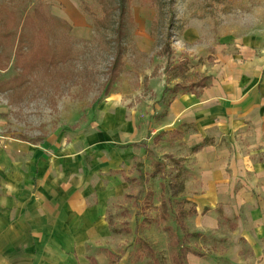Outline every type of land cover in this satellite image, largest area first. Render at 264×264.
<instances>
[{
  "label": "rangeland",
  "instance_id": "374dc122",
  "mask_svg": "<svg viewBox=\"0 0 264 264\" xmlns=\"http://www.w3.org/2000/svg\"><path fill=\"white\" fill-rule=\"evenodd\" d=\"M103 3L98 0H34L33 3L0 0V5L18 9L20 13H32L34 6L41 4L56 23L53 33L57 37L70 35L76 41L77 52L73 63L76 78L64 84L58 94L50 87L37 89L18 105H10L7 96L0 95V161L6 159L8 163L22 164L19 166L22 178H29L33 168L30 163L35 160L36 150L31 146L33 144L22 139L38 142L42 139L39 147L54 145L50 147L55 154L47 153L49 161L60 162L58 167L63 170V163L70 159L67 168L80 169L84 173L94 171L90 179L96 185L110 182L109 169L116 165L114 160L123 161L122 171L130 177L138 175L131 166L132 157L134 165L143 157L148 172L154 171L158 160L166 161V172L148 183V188L155 194L154 206L150 210L155 222L143 229L136 226V208L132 199L126 198L136 191V187L118 176L124 198L109 208L106 219L110 231L103 243H88L87 247L88 256L95 257L99 264H153L149 255L144 260L135 256L140 251L136 240L144 238L158 251L163 264H173L172 238L165 227H172L177 236L184 239V232L177 227L176 216L181 205L185 209L192 207L191 202L183 199L184 190L181 192V189L194 175L183 164L184 159L191 156L189 151L183 153L184 158H179L181 154L177 152L182 146V126L167 131L160 144L153 142V137L166 124L168 103L172 98L168 94V102L162 104L156 100L158 94L155 91H159L158 86H189L202 77L200 73L207 71V64L215 59L223 60V56L216 57V51L209 58L198 59L190 57L184 50L183 46H187L178 38L192 19L211 15L216 21L213 35L217 44L220 39L217 27L225 24L223 19L228 14L231 15L232 28L245 25L246 19L253 16L255 6L260 7L264 0H151L148 4L143 0H132L131 13L135 24L129 26L126 40V70L117 90L108 97L104 95V86L115 53L118 14L112 16L106 29H97L95 20L104 16L105 8L118 5V0H104ZM84 6L88 7L90 14L84 11ZM168 40L170 46L165 51ZM227 49L224 59L228 56ZM184 60L188 63L185 74L178 75L174 70L167 72L168 66ZM18 71L12 60L4 71H0V81L12 78ZM141 141L147 142L154 153L147 155L144 149L136 146L128 148V144ZM99 146L107 149L100 151ZM37 151L40 156L34 162L35 168L39 167L44 150ZM215 211L222 212L218 216L217 229L208 225L211 222L208 216L186 219L188 231L196 236L188 239L185 245L202 255L201 258L189 255L186 264H242L243 261L264 264V250H256L255 257L254 249L240 234L231 233L230 223L237 221L238 217L228 218L224 208L220 210L218 207ZM165 213L169 217L167 221L163 219ZM253 239L259 240L257 235H253ZM108 251L116 254L114 262H111Z\"/></svg>",
  "mask_w": 264,
  "mask_h": 264
},
{
  "label": "crops",
  "instance_id": "0c3cea01",
  "mask_svg": "<svg viewBox=\"0 0 264 264\" xmlns=\"http://www.w3.org/2000/svg\"><path fill=\"white\" fill-rule=\"evenodd\" d=\"M263 11L264 4L255 6L253 16L246 19V24L233 28L231 15L228 14L223 19L225 24L217 27L220 31L217 44L213 35L216 21L211 15L192 19L187 24L178 41L187 46L183 48L190 57L205 59L216 51V57L223 56V60L215 59L206 65L205 73H200L201 78H213L208 87L192 93L180 92L168 103L166 124L153 137L154 144L158 145L167 131L182 126V146L177 152L181 154L179 158H184L183 153L189 151L191 156L186 157L183 164L194 176L188 178L181 189V192L184 190L183 199L191 202L192 207L185 209L181 205L179 210H196L184 220L187 232L191 234L188 239L196 236L188 231V217L208 216L211 220L208 225L217 229L220 223L218 216L222 212L215 210L224 208L228 218L232 219L233 215L238 217L237 221L230 223L231 233L240 234L254 249L255 257L256 250H264ZM225 48H228L226 59ZM158 88L159 91H155L158 94L156 100L165 104L161 98L166 87ZM206 140L208 144L193 153V149ZM38 145H31L36 150L33 159L36 162L40 156L37 150H44L42 160L36 168L34 162L30 163L33 168L29 178H22L19 169L22 164L8 163L6 159L0 161V264H92L91 259L99 264L95 257L88 256L87 244L103 243L110 231L106 219L109 208L113 204L118 205L124 198L123 185L117 177L121 176L136 187V191L126 196L132 199L136 217L135 196L141 185L138 163L142 162L150 175L145 188L155 198L148 183L166 172L151 176L156 165L166 161L158 160L154 171L148 172L143 157L135 165L132 157L131 166L135 167L138 175L130 177L122 171L123 161L114 160L116 165L109 169L112 175L110 182L96 185L90 179L94 171L84 173L80 169L67 168L70 159L63 163V170H60V162L49 161L47 155L48 152H55L50 147L54 145ZM128 145V148L136 146L144 149L147 155L154 153L145 141ZM105 149L106 146L98 147L100 151ZM126 164H129L128 160ZM136 224L140 229L138 221ZM173 232L177 236L174 229ZM185 234L184 239L177 236L185 241L183 245L188 241ZM253 235H257L259 240H254ZM185 246L191 249L187 244ZM191 250L197 254L190 252L186 260L189 255L202 257ZM109 252L114 254V257L109 254L111 262H114L116 254ZM242 264L248 263L243 261Z\"/></svg>",
  "mask_w": 264,
  "mask_h": 264
},
{
  "label": "trees",
  "instance_id": "16d2710c",
  "mask_svg": "<svg viewBox=\"0 0 264 264\" xmlns=\"http://www.w3.org/2000/svg\"><path fill=\"white\" fill-rule=\"evenodd\" d=\"M33 3L34 0H28ZM103 3L104 0H98ZM132 0H118V5L107 7L104 9V16L95 20L97 29L108 28L112 16L117 13L116 20V37L115 53L113 60L110 63L107 71V80L104 86V95L106 97L113 94L121 81L122 74L126 70L127 45L129 26L135 24L131 13ZM151 0H143L144 4H148ZM104 4V3H103ZM84 11H89L88 7L84 6ZM56 29V23L49 17L41 4L34 6L32 13H20L18 9L9 8L0 5V71H4L7 65L14 60L15 66L18 68V73L10 79L0 81V95H6L10 105H18L30 95L35 94L37 89L44 90L50 87L58 94L64 84H68L75 80L76 73L74 70V62L77 59L75 50V40L68 34H63L57 37L53 31ZM167 51L170 46V41L166 43ZM180 61L168 66L167 72L174 70L176 74L183 75L187 72L188 63ZM6 63H8L6 65ZM213 78L203 77L192 83L189 86L166 87L164 95L161 98L162 102H168V94L172 95L170 102L176 96L182 93L196 92L197 89L208 87ZM55 98V97H54ZM169 102V103H170ZM32 144L42 143L40 141L24 140ZM208 144V140L196 146L193 153L202 150ZM167 164L164 162L156 165V170L151 176L165 172ZM137 169L139 172V182H141L140 190L135 196V205L137 207V221L140 224V229L146 225L155 222L150 210L154 206V195L147 191L145 182L150 176L144 169L142 162L138 163ZM136 181V180H133ZM196 210L191 209L189 212L181 209L176 217L177 224L181 230L186 232L185 239L187 240L191 234L187 232L185 218L188 215L195 214ZM167 213L163 219L168 220ZM166 230L172 238V246L174 252L172 254L173 264H185L187 255L193 252L191 249L183 245L182 241L175 235L173 229L167 227ZM136 242L140 245V251L136 253L138 260H144L146 255L152 258L153 264H163L158 251L154 246L144 238H138ZM114 257L113 253H110ZM92 264H97L94 259H91Z\"/></svg>",
  "mask_w": 264,
  "mask_h": 264
}]
</instances>
